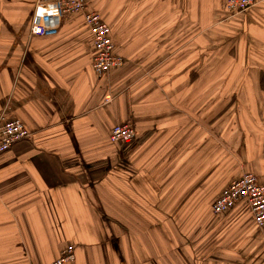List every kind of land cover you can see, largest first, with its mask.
I'll return each instance as SVG.
<instances>
[{
    "label": "crops",
    "instance_id": "1",
    "mask_svg": "<svg viewBox=\"0 0 264 264\" xmlns=\"http://www.w3.org/2000/svg\"><path fill=\"white\" fill-rule=\"evenodd\" d=\"M87 1L125 58L104 77L80 15L31 36L35 0H0V119L32 133L0 155V264H264L249 204L212 210L264 181V0Z\"/></svg>",
    "mask_w": 264,
    "mask_h": 264
},
{
    "label": "built area",
    "instance_id": "2",
    "mask_svg": "<svg viewBox=\"0 0 264 264\" xmlns=\"http://www.w3.org/2000/svg\"><path fill=\"white\" fill-rule=\"evenodd\" d=\"M255 4L256 0H225V7L232 15L248 11ZM69 15H80L90 29L95 49L92 67L98 76L104 77L124 66L125 58L116 51L117 43L111 24L98 11L89 8L87 0H35L29 33L31 36L54 35L60 31ZM31 135L20 118H1L0 155ZM136 137L137 129L131 122L118 123L110 132L113 143H132ZM240 201L249 204L256 224L264 229V181L255 173L245 172L231 181L212 205V210L216 215L226 214ZM74 259V246L70 245L53 264H67Z\"/></svg>",
    "mask_w": 264,
    "mask_h": 264
},
{
    "label": "trees",
    "instance_id": "3",
    "mask_svg": "<svg viewBox=\"0 0 264 264\" xmlns=\"http://www.w3.org/2000/svg\"><path fill=\"white\" fill-rule=\"evenodd\" d=\"M113 31L115 32V29H113ZM115 34V33H114Z\"/></svg>",
    "mask_w": 264,
    "mask_h": 264
},
{
    "label": "rangeland",
    "instance_id": "4",
    "mask_svg": "<svg viewBox=\"0 0 264 264\" xmlns=\"http://www.w3.org/2000/svg\"><path fill=\"white\" fill-rule=\"evenodd\" d=\"M110 22V21H109ZM113 26V25H112ZM114 28V27H113ZM115 34H116V32H115Z\"/></svg>",
    "mask_w": 264,
    "mask_h": 264
}]
</instances>
